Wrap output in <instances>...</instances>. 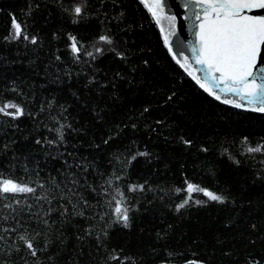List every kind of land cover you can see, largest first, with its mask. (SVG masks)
Wrapping results in <instances>:
<instances>
[{
  "label": "trees",
  "instance_id": "16d2710c",
  "mask_svg": "<svg viewBox=\"0 0 264 264\" xmlns=\"http://www.w3.org/2000/svg\"><path fill=\"white\" fill-rule=\"evenodd\" d=\"M74 2L78 0H0V104L13 101L25 113L16 118L0 114V173L30 178L34 187L37 181L44 183L35 196L15 194L19 204L12 202V194L0 195V264H118L110 259L114 254L128 257L123 264L264 260V181L256 179L257 173L264 174V114L234 109L200 89L167 55L159 28L140 0H87V15L76 22L62 8ZM13 17L22 34L38 37L36 44L22 37L5 39ZM102 32L130 50L127 61L111 51L95 60L83 54ZM70 36L83 45L79 60ZM143 59L150 67L141 64ZM116 72L139 82L135 92L114 77ZM110 82L126 102H111ZM170 90L182 98L178 107L163 103ZM97 106L106 109L104 123L94 119ZM142 106H149V112L141 115ZM165 117L168 126L155 123ZM61 122L72 125L65 142L43 143L56 138L52 129ZM118 122L129 127L102 144L108 127ZM181 135L192 145L179 143ZM6 143L10 146L4 150ZM257 144L260 151H246ZM137 151L151 156H137L125 168L126 157ZM113 173L121 176L117 183L135 206L132 226L114 224L98 243L96 235L109 218L101 220L99 214L110 212L99 186ZM185 179L224 192L230 202L190 201L191 207L176 211L186 195ZM131 184H143L144 190L129 192ZM41 193L47 198L37 200ZM192 196L207 200L202 193ZM18 233L34 237L35 256Z\"/></svg>",
  "mask_w": 264,
  "mask_h": 264
},
{
  "label": "snow or ice",
  "instance_id": "6c2138e0",
  "mask_svg": "<svg viewBox=\"0 0 264 264\" xmlns=\"http://www.w3.org/2000/svg\"><path fill=\"white\" fill-rule=\"evenodd\" d=\"M140 2L151 14L155 25L159 27L160 37L162 38L164 48L167 50V55L171 57V60L176 65L183 69L184 73L195 81L200 89L209 96L214 97L215 100H222L223 104L232 105L234 109L264 113V14L253 13V10L264 11V0H184V7L189 9V13L184 19L189 22L188 29L193 37V39L187 41L173 40V37L177 36L178 33L177 16L166 12L165 0H140ZM62 8L63 11L71 15L73 22H76L87 15V0H78V2L72 3L69 7L62 6ZM120 15L122 16L123 13ZM11 25L12 31L5 39L17 40L22 37L24 40L30 39L32 44L37 43V36L33 35L29 37L27 34H22L21 24L17 22L15 17L12 18ZM70 40V48L74 58L79 60V54L83 45L78 46L75 36H70ZM185 48L190 52V55L186 54ZM108 51H111L122 61L129 59L130 50H122L114 36L107 32H102L96 38V42L92 44L91 50L84 49L83 54L95 60L97 56H102ZM56 59L59 60V57H56ZM141 64L144 67H150L147 59H143ZM136 71L137 67L132 66L131 72L135 73ZM114 77L124 80L133 92L139 87V82L132 76H123L120 72H116ZM89 80L90 82L94 81L95 76L90 77ZM110 83L113 89L112 96L115 97L111 102L113 104L126 102L127 98L117 94L119 90L116 83ZM181 100L182 98L177 97L175 90H170L164 97L163 103L178 107ZM49 107H51V102L49 103ZM9 109L12 110L9 111ZM93 112L95 113L94 119H98L102 123L105 122L104 113L106 109L97 106V108L93 109ZM148 112L149 106H142L140 114L143 115ZM0 114L16 118L23 116L25 113L24 108L20 104L6 100L3 104H0ZM166 121L167 117L164 120H157L155 123L157 125L168 126ZM236 122L239 123L240 121ZM145 126L147 127V125ZM127 127L129 125L126 123L121 127V123L119 122L108 127V132L105 133L107 138L102 136L101 143L107 145L110 140L121 134L123 128ZM70 128H72L71 124L59 123L58 127L52 129L56 133V138L54 140H47L45 138L43 143L48 145L64 143L65 131ZM131 128L136 129L137 124L132 122ZM247 139L246 136L243 137L242 143H246ZM178 140L179 143L186 146L193 143L192 139H186L183 135ZM12 143L15 142L13 141ZM35 143L41 144L42 141L40 138H37ZM9 146L6 143L3 145V149L7 150ZM95 146L99 147V145ZM201 150L204 152L208 151L207 148L203 147ZM260 150V144H257L255 147H246V151L248 152ZM137 156L150 157L151 153L148 151L131 153L126 157L124 167L127 168L131 165ZM229 159L233 160L236 164L240 163L239 160L230 154ZM77 166L79 167L80 165ZM84 170L86 171V167ZM100 175L103 176L102 173ZM120 179V175L113 173L104 179L103 185L99 186V194L104 197V202L108 205L110 212L99 214L101 220H103L105 215H108L109 218L104 222V226L96 235L98 243L100 242L101 235L107 236V229L112 225H121L123 228H131L132 226L130 212L135 206L129 204L128 197L117 183ZM256 179L264 181V174L257 173ZM73 183L76 184L78 181L73 180ZM31 184L30 178L28 181H24L23 178L18 180L11 176L6 177L3 173H0V195L12 194V202L14 204L20 203V200L16 199L15 194L30 193L35 196L37 188H44V183H40L39 181L36 182L35 187L31 186ZM185 184V198L175 205L178 212L180 209L185 208V206L191 207L190 201L195 205H202L208 201L217 203L230 202L229 196L222 191H212L208 187H201L199 184L189 182L187 179H185ZM136 190L143 191L144 185L131 184L128 186L129 192ZM92 191L96 192L97 188L93 187ZM175 191L180 192L182 189L176 188ZM194 192L202 193L207 200L194 199L192 196ZM46 198V194L44 193L36 197L37 200ZM83 204L85 207H89L88 201H84ZM6 207L11 208L12 204L6 205ZM28 207L31 208V205ZM75 210L74 205V214ZM50 211L51 208L49 207L47 212ZM65 211L67 210L65 209ZM47 212L45 213L46 215ZM79 214L83 215L84 213L81 211ZM43 222L45 224L48 223L47 220ZM251 227L254 229L256 225L253 224ZM12 231H15V229H12ZM36 235H39V233ZM86 235H91V231H87ZM157 235L159 237L160 234L158 233ZM18 238L23 241L30 254L35 256L37 249L34 246V237L18 233ZM169 255L171 256L172 253L169 252ZM110 259L116 260L118 264H123V261L127 260L128 257L121 259L118 254H114L110 256ZM184 264H206V262L194 259L187 260ZM248 264H264V260L253 259L248 261Z\"/></svg>",
  "mask_w": 264,
  "mask_h": 264
},
{
  "label": "water",
  "instance_id": "95a60500",
  "mask_svg": "<svg viewBox=\"0 0 264 264\" xmlns=\"http://www.w3.org/2000/svg\"><path fill=\"white\" fill-rule=\"evenodd\" d=\"M165 3H166V12H168L169 14L177 16L178 33H177V36L173 37V40L174 41H176V40L187 41L189 39H193V37H192V35H191V33L189 32V29H188V23L189 22L184 19V17L186 15H188V13H189V9L184 7V0H165ZM253 13L254 14H264V11H262V10H253ZM185 52H186V54L190 55V52H188L186 48H185ZM212 98L215 99L214 97H212ZM218 102L223 104L222 100L218 101ZM227 106L234 108L232 105H227ZM240 110H242V109H240ZM244 111L254 112V111H251V110H244ZM256 113H258V112H256Z\"/></svg>",
  "mask_w": 264,
  "mask_h": 264
}]
</instances>
